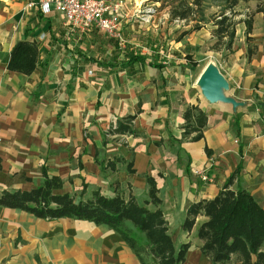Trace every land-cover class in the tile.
I'll list each match as a JSON object with an SVG mask.
<instances>
[{
  "label": "crops",
  "instance_id": "1",
  "mask_svg": "<svg viewBox=\"0 0 264 264\" xmlns=\"http://www.w3.org/2000/svg\"><path fill=\"white\" fill-rule=\"evenodd\" d=\"M29 3L33 6L27 7ZM39 3L0 0V194L40 186L45 170L63 183L56 193L73 195L81 190L82 199H87L94 190L107 197L117 191L142 203L147 200L146 177H150L178 244L195 240L197 226L204 220L197 216L192 230L182 231L187 208L217 195L237 169L230 188L247 191L264 209L261 13L253 17L248 34L254 49L250 57L241 25L235 29L231 50H216L199 67L182 58L184 50L189 55L195 52L185 38L172 44L180 56L170 50L162 54L130 49L126 57L125 51L120 52L114 63L104 61L92 55L89 33L96 29L72 31L63 15L55 10L43 14ZM123 16L121 6L119 22ZM20 41L38 49L29 75L7 68L11 50ZM209 63L226 80L224 95L235 106L209 103L202 96L197 81ZM191 106L206 116L203 137L195 142L181 139L183 113ZM130 115H135L133 134L109 133L117 121ZM108 162H114V170L106 167ZM201 173L209 179L203 180ZM196 242L192 264H210L199 251L198 238ZM191 249L184 264H191ZM0 264L140 262L106 225L72 218L39 219L0 206Z\"/></svg>",
  "mask_w": 264,
  "mask_h": 264
},
{
  "label": "trees",
  "instance_id": "2",
  "mask_svg": "<svg viewBox=\"0 0 264 264\" xmlns=\"http://www.w3.org/2000/svg\"><path fill=\"white\" fill-rule=\"evenodd\" d=\"M157 1L161 8L169 6L170 19L189 21L191 16L199 14L193 30L199 29V24L205 21L201 0L191 3L184 0ZM239 1L244 0H232V5L227 9ZM175 2L177 5H174ZM227 9L222 10L212 21L216 41L211 48L231 50L236 25L242 22L245 25L247 56L250 57L254 52L249 43L251 38L248 37L252 31V18L234 21L233 12L229 16L225 14ZM254 13H261L264 19V0H257ZM37 57L38 49L34 43L20 41L11 50L7 68L29 75L35 68ZM138 59L144 60L142 57ZM134 117L130 115L117 121L109 133L133 134L131 124ZM183 119L181 139L192 142L200 140L206 125L204 112L191 106L183 113ZM106 167L114 170V162H108ZM128 172L134 171L129 169ZM237 174L238 169L213 198L191 204L180 226L182 231L189 233L196 217H204L197 226L196 237L201 242L200 253L210 264H264V209L247 191L230 188ZM42 177L41 185L31 190L2 191L0 206L19 209L39 219L72 218L106 225L129 247L140 264H184L190 244H180L178 248L175 246L167 220L159 207L161 200L152 178L146 177L149 186L147 200L139 203L132 195L124 198L114 191L112 197H107L99 190L92 191L90 198L76 200L74 195L55 192L62 188L61 179L49 177L45 170L42 171ZM148 205L155 208L149 209Z\"/></svg>",
  "mask_w": 264,
  "mask_h": 264
},
{
  "label": "rangeland",
  "instance_id": "3",
  "mask_svg": "<svg viewBox=\"0 0 264 264\" xmlns=\"http://www.w3.org/2000/svg\"><path fill=\"white\" fill-rule=\"evenodd\" d=\"M116 1L122 6L124 14L122 19H120L121 22H119V29L123 41L119 43L112 37L101 34L97 30H92L89 33L93 37L91 39L93 43L92 55L101 57L104 61H113L114 63L120 52L125 51L124 55L126 57L130 49L138 52L143 50L156 51L162 54L170 50L173 56L183 54L184 56L182 58L186 60L187 65L192 64L195 66L199 64V67L211 60L212 54L216 51L211 48L216 41L213 35V19L222 10L232 5V0H201L205 21L199 24V29L193 30V25L199 20V14L191 16L189 21L170 19L169 6L166 5L164 8H161V4L157 0ZM184 1L191 3L193 0ZM176 3L174 5H177ZM256 4L257 0L239 1L231 9L225 10V14L229 16L233 12L234 21L245 20L249 17L253 19ZM241 25L245 27L241 22L239 25H236L235 29L238 30ZM182 38L188 41L187 45L192 52L195 50L192 55H189L187 53L189 51L185 50L181 54L173 51L172 44ZM192 56H195L194 59H197V61L193 60ZM80 191L73 194L76 200L83 197ZM196 240V237L195 240H189V250L192 248L189 251L191 264L194 263L195 254L198 252ZM179 245L178 242L175 243L177 248ZM199 255L200 253H198Z\"/></svg>",
  "mask_w": 264,
  "mask_h": 264
},
{
  "label": "built area",
  "instance_id": "4",
  "mask_svg": "<svg viewBox=\"0 0 264 264\" xmlns=\"http://www.w3.org/2000/svg\"><path fill=\"white\" fill-rule=\"evenodd\" d=\"M31 6L33 3L27 5ZM39 9L43 14L57 11L72 31L96 29L119 43L123 41L118 17L121 6L116 0H40ZM201 174L203 180L209 179L206 174Z\"/></svg>",
  "mask_w": 264,
  "mask_h": 264
},
{
  "label": "water",
  "instance_id": "5",
  "mask_svg": "<svg viewBox=\"0 0 264 264\" xmlns=\"http://www.w3.org/2000/svg\"><path fill=\"white\" fill-rule=\"evenodd\" d=\"M202 96L209 103L223 102L236 105L235 101L224 95L228 89V84L213 63L207 64L203 73L197 81Z\"/></svg>",
  "mask_w": 264,
  "mask_h": 264
}]
</instances>
